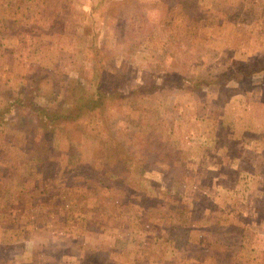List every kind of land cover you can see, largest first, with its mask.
<instances>
[{
    "label": "rangeland",
    "instance_id": "obj_1",
    "mask_svg": "<svg viewBox=\"0 0 264 264\" xmlns=\"http://www.w3.org/2000/svg\"><path fill=\"white\" fill-rule=\"evenodd\" d=\"M70 3V0H56V6L42 24L33 23L36 18H26L23 27L15 28L28 38L22 47V59L9 58L6 64L0 65V106L5 103L4 91L26 83L40 67L49 68L41 72L48 75V81L57 83L74 82L79 74L88 79L92 77L89 70L94 60L90 54L92 41L74 25L64 27L60 21ZM45 6L42 1L36 11L42 8L47 13ZM87 6L73 4L72 10L81 11ZM99 14L94 24V16L90 14L80 21L90 29H101L102 33L108 30L109 34L96 47L104 55L102 63L106 67L116 62L120 67L117 72L109 71L105 82L116 81L131 96L109 107L107 122L99 110L93 111L82 119L85 134L80 135L78 131L70 140L66 136L58 137L56 143L63 151L61 158L65 163L68 155L74 163L85 159L99 161L98 155L104 147H109L107 151L114 162L119 154L113 133L133 149L132 156L126 159H129L127 182L132 183L136 192L127 193L115 186L98 191L88 174L94 170L93 177L102 176L106 170L99 172L87 164L82 179L68 170L70 181L64 183L54 177L53 165H47L49 173L32 174L23 161L22 135L14 131L5 140L0 135V154L7 153L0 157V195L8 198L50 195L48 204L55 210L51 214L56 213L49 222L60 232L74 235L75 257L82 254L84 244L96 247L99 242L108 243L116 237L120 247L126 241L143 244L141 251L137 250L141 257L139 264H147L151 257L160 259L151 244L179 232L178 229L172 232V227L193 226L194 215L189 209L191 195H249L252 200L245 202L247 216L243 220L252 232L256 233L257 227L264 228V219L254 210L258 204L264 205L256 200L257 195H264L261 172L264 167V71L254 70L252 80H231L224 88L204 86L203 89L193 85L201 75H230L238 65L256 67L258 61H264V0H108L99 8ZM118 15L122 16L120 26L116 24ZM105 23L109 28L103 27ZM36 31L42 32L45 39L34 38ZM8 44L16 46V41ZM81 49L84 50L79 53ZM62 50L72 51L70 56L74 60L78 57L79 64L66 59L70 57L65 62L59 60ZM83 60L88 62L85 67ZM149 72L164 76L171 72L181 79V86L149 94L147 87L138 88L136 84V81H147ZM131 80L134 82L130 83ZM80 83L79 89H89V83ZM133 89L138 90L133 94ZM66 98H60L54 105L67 109L77 100L76 96ZM87 133L103 136L105 143H101L102 147L94 144ZM169 147L175 148L174 151ZM64 186L66 193L55 192L56 188L63 192ZM90 195H101L102 208L86 207L98 205L99 201ZM124 195L133 196L124 201ZM146 197L147 201H142ZM106 209L112 214L93 219L99 210L105 215ZM200 219L203 221V214L198 219L201 222ZM208 226L212 235L227 227L215 218L208 221ZM112 253L122 255L119 249ZM209 254H212L209 250H194L184 253L183 257L194 255L204 259ZM248 254L250 259L255 257V252ZM216 256L215 262L223 261L225 252L217 251ZM259 258L260 255L249 263L254 264ZM208 259L212 264V258ZM73 262L77 260L73 258ZM117 264L129 263L120 256Z\"/></svg>",
    "mask_w": 264,
    "mask_h": 264
},
{
    "label": "trees",
    "instance_id": "obj_2",
    "mask_svg": "<svg viewBox=\"0 0 264 264\" xmlns=\"http://www.w3.org/2000/svg\"><path fill=\"white\" fill-rule=\"evenodd\" d=\"M107 1L108 0H97V2L93 0H70L71 3L68 6V9H66V12H64L61 17L66 25H74V27L77 28L82 35L92 41L91 48L93 53L90 54H93L94 60L93 63H90L91 67L89 68L92 72V77L88 79L84 77V75L81 76L80 74H77L78 77L74 79V82L57 83L54 81H48V75L41 72H46L49 68L40 67L39 71H37L34 75H31L30 79L26 83L18 84L13 90L4 91L3 96L5 97V103L3 106H0V135L4 140L7 139V137H10L11 133L14 131H17L20 135H22L21 147L24 154L23 161L25 160L24 162L29 166L30 173L32 174L41 175V173H49L50 168L48 169L47 165H53L54 177L58 178L59 181L63 180L64 183L65 180L70 181V176H67L68 170H70L78 178L82 179V172L87 164L99 172H102L104 169L106 170V173L102 176L99 174L98 176L93 177L92 174L95 172L94 170L91 174H88V176L92 179V185L98 191L103 188H113L112 186H115L117 189H122L127 193H132L136 192V189L132 186V183L127 182V178L129 177L127 175V171L129 170L127 168L129 159H126L129 156H132L133 149L130 145L121 141L116 135H114L111 130L109 133L110 135L112 133L111 136L116 141V150L119 154L114 162L111 161L109 151H107L109 150V147H104L103 151H101V153H99L100 155H98L99 161L93 159L88 162L85 161L88 159H85L81 160L79 163H74V161H69L70 159L68 155L67 163H65V161L62 162L61 158L63 151L61 152L56 143L58 137L66 136L70 140L71 136L78 133V131H80V135L83 133L85 134L86 130L83 128L82 119L93 111L99 110L101 118L107 122L108 115L106 112L109 107L112 105H118L120 100H123L127 96H131L129 95L131 92L122 89L116 81L115 83L112 81L108 84L105 82L107 75H110L109 71L117 72L120 67L119 62L111 64V67H106V65L102 63L104 55H101L99 49L96 47V43L99 40L101 42L105 34H109L108 30H104L102 33L101 29H97V27L94 28L92 25L91 26L95 30L93 28L90 29L89 25L80 21L84 20L83 18L86 14H90L94 16V20L92 19L94 24L96 17L100 16V14L98 15L99 8ZM78 3H86L88 5L86 9H83L85 11L72 10L73 4ZM230 15L232 14L229 13L228 17H230ZM236 15H238V12ZM121 20L122 16L118 15L116 18V24L120 26V24H122ZM103 25L104 28H109V24L106 25L105 23ZM83 50L84 49L79 50V53ZM71 54L72 51L62 50L60 52L59 60H64L65 62V58L70 57L66 59H73L71 60L72 63L79 64V58L77 57L76 60H74V56H70ZM86 62V60H83L82 64L84 67L87 66L88 62ZM258 62L259 63H256V67H251L245 63L243 65H238L230 75L226 73L208 74L206 76L201 75L198 77L195 84L193 83V85L194 87L197 85V87L199 86L203 89L204 86H209L210 88H224L229 82H231V80H252L254 70L256 72L264 71V61ZM84 63H86V65ZM68 65H71V63ZM182 79L189 81V79L186 78ZM80 82L83 84L89 83V89H86V87L84 89H79L81 85ZM132 82L134 81L131 80L130 83ZM179 83H181V79L171 72L166 76L162 73L156 74L155 72H149L147 73V81H136L137 87H147V93L149 94L158 89H160V91L171 90L175 87L181 86ZM137 90L138 89H133L132 93H136ZM68 96H76L77 100L71 106L69 105L67 109H64L62 106L54 105L56 101L61 100L60 98H66ZM41 98H43L44 101H41ZM66 99H63L62 101L68 102ZM88 137L91 138L94 144L98 143V146L100 147H102L101 143H105V138H103V136L89 135L87 133V138ZM81 140L84 139L81 138ZM169 148L172 151L175 149L172 147ZM6 154L7 153L5 151L4 155L0 154V157L5 156ZM101 164L104 166L100 167ZM110 164L112 166H109ZM59 181H56L55 184H58ZM80 183H83V181H80ZM55 192L66 193V187L64 186L63 192L59 191L57 188L55 189ZM90 196H92L91 199H95L97 202L99 201L97 203L98 205L94 207H86L93 210L97 209V207L102 208L99 205L103 204L102 198H100L101 195ZM132 196L133 195H124V201L131 199ZM142 201H147V197L142 199ZM101 212L103 211L99 210L98 213H95L93 215V219L96 216L103 217L108 213L112 214L109 209L104 210L105 215ZM136 216L137 220H139L138 217L140 215L137 213ZM190 228L191 225L188 227L185 226V228L181 225L172 227V232H176L177 229L179 232L171 233V235L167 238V240H172H170V245H178V251L181 252V254L189 253L191 251V247L196 245L192 243L193 237L188 236L187 230ZM159 240L160 239L158 238L156 242L158 243ZM153 250H155V248H153ZM213 256L216 257V254L209 255L210 258Z\"/></svg>",
    "mask_w": 264,
    "mask_h": 264
},
{
    "label": "crops",
    "instance_id": "obj_3",
    "mask_svg": "<svg viewBox=\"0 0 264 264\" xmlns=\"http://www.w3.org/2000/svg\"><path fill=\"white\" fill-rule=\"evenodd\" d=\"M42 1L46 3L47 13L42 12V8L39 9L40 12L36 11ZM55 4L56 0H0L1 66L6 64L9 58H21L23 55L22 47L28 38L27 35L30 34H25L27 36L25 37L15 28L23 27L26 18L32 20L36 18L33 23L39 21L42 24L53 6H56ZM60 21L65 27L64 20L61 19ZM49 22L51 23V21ZM55 25L61 24L55 23ZM35 35L31 34V36H35L34 38H44L42 32ZM9 41H16V46H10ZM15 58L14 60H17ZM261 172L264 174V167L261 168ZM191 196L192 204L189 209H191L190 214L194 215L195 218H192L193 226L187 232L188 236L193 237L192 243L196 244L191 247V253L194 250H209L211 255H215L217 251L223 250L225 259L215 262L217 256H213L212 264H251L249 260L253 262L255 257L260 255L256 262L264 264V259H261V256L264 255V240L262 239L264 238V228L257 227L256 233L252 232L247 225L248 223L243 220L247 216L245 215V202L248 199L252 200V197L248 198L249 195ZM257 196V202L264 203V195ZM204 197L207 198L206 202ZM53 198L54 196L51 197L52 201ZM48 203H50V195H18L11 198L0 195V264H117L120 256L125 258L129 264L141 262L137 250L141 251L143 244L133 245L126 241V244L120 247L121 244L116 241V237L108 243L99 242L96 247L89 244L87 247L84 244L85 248L82 247L84 249L82 254L78 257L73 256L74 244H76L74 235L62 233L50 224L49 221L56 212L51 214L55 210ZM237 207L240 208L237 209ZM254 210L264 219V205L258 204ZM221 211L224 214L220 213L219 215ZM57 214L62 215L61 212ZM202 214L203 221L200 219V222L198 219ZM213 218L220 225L222 222L227 225L220 233L214 235L208 229V221ZM197 235L198 238H196ZM209 238L212 239L211 242ZM151 245V249L155 248L154 253L160 254L161 257L158 260L151 257L147 264H211L209 257L201 259L200 256L190 255L192 258L190 256H188L190 258H184L183 253L178 251V245H170V241L165 238L159 243L154 241ZM118 249L122 253L120 256H118L119 253L117 255L112 253ZM87 251L89 252L85 257ZM248 252H255V257L250 259ZM147 254L149 255V252ZM73 258L77 260L76 263L73 262Z\"/></svg>",
    "mask_w": 264,
    "mask_h": 264
}]
</instances>
